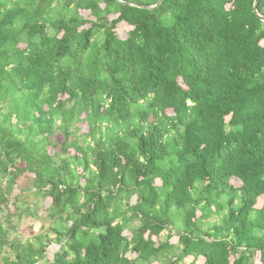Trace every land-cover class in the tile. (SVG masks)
<instances>
[{
	"label": "trees",
	"instance_id": "16d2710c",
	"mask_svg": "<svg viewBox=\"0 0 264 264\" xmlns=\"http://www.w3.org/2000/svg\"><path fill=\"white\" fill-rule=\"evenodd\" d=\"M255 1L0 0V264H264Z\"/></svg>",
	"mask_w": 264,
	"mask_h": 264
},
{
	"label": "rangeland",
	"instance_id": "374dc122",
	"mask_svg": "<svg viewBox=\"0 0 264 264\" xmlns=\"http://www.w3.org/2000/svg\"><path fill=\"white\" fill-rule=\"evenodd\" d=\"M83 15L88 17L89 13L84 12ZM122 29H124L123 26L119 28L120 31ZM127 31L128 30H122L121 34L123 35V34L127 33ZM80 127L82 129L81 133L88 132V126L85 123L80 124ZM34 178H35V176H33L29 173H26L25 175L21 176L17 182L16 192L19 193L20 190H22V189H28L29 186L33 183ZM157 185H161V182L158 181ZM32 200L33 199H29L30 202H32ZM135 200H136V198L133 199L134 202H135ZM50 203L51 202L48 199L45 208L42 209V208L38 207L37 217L25 218L20 224L19 231L16 234H13L11 236V238L12 239L13 238H21L23 240L32 239L34 236L43 232L44 227L48 228L50 223H51V218L49 216V211H48ZM57 250H58V246L53 245L51 247V254L53 252H56ZM50 257H52V255Z\"/></svg>",
	"mask_w": 264,
	"mask_h": 264
},
{
	"label": "water",
	"instance_id": "95a60500",
	"mask_svg": "<svg viewBox=\"0 0 264 264\" xmlns=\"http://www.w3.org/2000/svg\"><path fill=\"white\" fill-rule=\"evenodd\" d=\"M163 1L164 0H160L159 4L156 7H159L162 4ZM141 7L144 8L143 6H141ZM254 11H255V13H258V1L257 0L255 1ZM263 21H264V19H263Z\"/></svg>",
	"mask_w": 264,
	"mask_h": 264
}]
</instances>
